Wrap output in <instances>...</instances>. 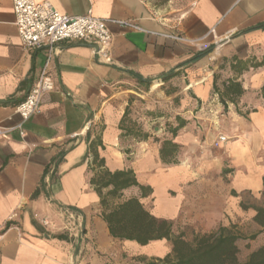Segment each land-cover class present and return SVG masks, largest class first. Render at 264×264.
I'll return each instance as SVG.
<instances>
[{"label": "crops", "instance_id": "1", "mask_svg": "<svg viewBox=\"0 0 264 264\" xmlns=\"http://www.w3.org/2000/svg\"><path fill=\"white\" fill-rule=\"evenodd\" d=\"M36 1H48L65 16L91 11L109 21L111 63L99 61L91 45H60L48 65L54 90L22 125L24 138L17 131L0 138V264H141L171 252L166 240L140 245L111 237L103 219L109 210L90 183L93 154L109 172L131 170L140 185L152 189L141 198L137 188H127L112 206L136 198L152 217L172 222L175 235L178 223L209 232L211 221L227 210L224 201L215 215L206 194L213 179H222L224 162L250 173L264 154V66L240 76L220 69L233 56L264 58V0ZM115 21H134L148 33ZM46 61L44 49L22 48L11 0H0V102H9L0 104L2 128L21 123L15 107ZM214 76L216 85L229 78L241 84L244 94L236 107L229 104L224 112L213 94ZM137 107L173 114L135 116ZM175 116L187 124L171 137L167 125ZM122 127L147 138L125 135ZM219 134L229 141L215 150L211 143ZM165 139L180 146L171 164L159 158ZM262 177L264 166L235 183L257 193ZM67 212L76 214L73 222Z\"/></svg>", "mask_w": 264, "mask_h": 264}, {"label": "trees", "instance_id": "2", "mask_svg": "<svg viewBox=\"0 0 264 264\" xmlns=\"http://www.w3.org/2000/svg\"><path fill=\"white\" fill-rule=\"evenodd\" d=\"M261 29L264 30V27ZM262 66H264V58L260 60L255 57L240 59L233 56L229 59H223L220 69L228 67L236 76H240L251 68L256 69ZM216 83L217 78L214 76L213 94L218 96L219 104L223 107L224 112L227 111L229 104L236 107L237 102L244 94L241 84L235 78H229L218 85ZM260 95L264 99V86L260 90ZM8 103V101L0 102L1 105ZM236 110L238 114H241L237 108ZM127 115L128 110L124 113L123 126L127 120ZM160 115H156L155 111L145 112L147 118L160 117ZM186 124L187 121L183 118L175 116L172 125H167V132L171 137H175ZM121 129L125 135L142 140L147 138V135H140L135 129H123V127ZM95 144L96 142H91V149L94 148ZM179 149L180 146L173 143L172 140H163L159 149L161 162L164 164L173 163ZM88 167L91 172H96L90 183L100 198V204L109 210L108 213L104 214L103 219L111 237L135 241L140 245H147L149 242L159 240H166L171 244V252L165 257L151 259L141 264H264V246L251 252L245 262L239 261L237 242L241 237L228 228L221 226L215 232L195 234L192 241L189 242L185 239L183 232H179L177 235L173 234L172 222L155 219L142 208L136 198L112 206L113 201L121 198L123 190L127 188H137L141 198L150 196L152 189L149 186L140 185L131 170L109 172L104 168L103 159H100L97 154H93ZM261 195L264 199V177H262ZM254 211L253 221L260 227V231H264V203L263 206L255 208ZM256 235H251L248 239L254 240Z\"/></svg>", "mask_w": 264, "mask_h": 264}, {"label": "built area", "instance_id": "3", "mask_svg": "<svg viewBox=\"0 0 264 264\" xmlns=\"http://www.w3.org/2000/svg\"><path fill=\"white\" fill-rule=\"evenodd\" d=\"M14 25L22 48L26 51L44 49L47 61L41 70L37 81L31 87L26 97L15 107V113L21 123L9 129L0 126V138H7L13 131H17L24 138L22 125L38 114L43 97L54 90V82L48 72V65L52 55L64 43H83L93 47V53L99 61L111 63L109 47L112 35L108 29L107 20L95 17L91 11L86 15L69 17L58 13L48 1L11 0ZM121 27L135 32L148 33L134 21H115ZM175 41L194 43L175 35H163ZM229 139L224 135H217L211 143L212 148L218 149ZM92 159H89L91 162ZM69 222H73L76 214L67 212Z\"/></svg>", "mask_w": 264, "mask_h": 264}, {"label": "rangeland", "instance_id": "4", "mask_svg": "<svg viewBox=\"0 0 264 264\" xmlns=\"http://www.w3.org/2000/svg\"><path fill=\"white\" fill-rule=\"evenodd\" d=\"M156 1L163 2L165 0ZM141 109L142 110H140L138 107L135 109V116H143L146 111H149L145 110L144 108ZM162 113L163 115L173 114L167 109H163ZM150 128L151 129L149 131L151 132L153 126ZM261 166H264L263 153L258 157V160L254 165V167L257 169L250 173H244V171L241 172L240 170H236V168L238 169L241 167L236 165V168H234L231 165V162L226 160L221 172L222 179H213L211 187L206 189V194L211 202L212 211L215 213V215H219V213L215 212L216 206H219L220 203L223 204L224 201L227 202V210L223 211V215L221 216L220 220L211 221V230L209 232H196V230L182 226L181 223L177 224V226L180 227L178 231L183 232L185 239L191 242L195 234H208L215 232L221 226L228 228L233 233L241 237V239L237 242V247L239 249L238 259L241 262H245L251 252L264 246V231H260L252 218L254 215L253 210L257 207L263 206L264 199L261 195V192L256 193L255 191L252 192L251 190L246 189L240 190L235 181L243 175H250V177L256 176L259 171H261ZM215 215H213V219L216 218ZM254 234H257L256 238L254 240H249L248 238Z\"/></svg>", "mask_w": 264, "mask_h": 264}]
</instances>
